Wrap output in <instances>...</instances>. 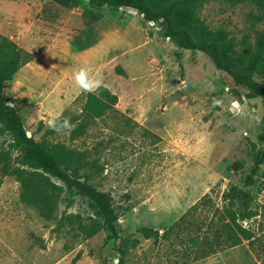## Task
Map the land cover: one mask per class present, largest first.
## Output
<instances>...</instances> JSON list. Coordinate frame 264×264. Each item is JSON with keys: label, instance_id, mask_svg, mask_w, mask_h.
Returning a JSON list of instances; mask_svg holds the SVG:
<instances>
[{"label": "rangeland", "instance_id": "rangeland-1", "mask_svg": "<svg viewBox=\"0 0 264 264\" xmlns=\"http://www.w3.org/2000/svg\"><path fill=\"white\" fill-rule=\"evenodd\" d=\"M195 14L238 50L264 29L250 3L210 0ZM165 28L89 0H0V35L32 55L0 85L1 102L27 137L77 153L80 179L91 193H109L119 214L114 237L89 196L48 175L42 213L17 177L0 171V264H117L120 250L126 264H264V96ZM80 67L105 84L90 93L111 106L102 115L83 110L89 93L73 80ZM61 111L76 125L70 134L47 127ZM12 144L0 134L13 159ZM232 186L249 194L254 215H239L240 200L232 208L252 236L216 244L232 224L223 196Z\"/></svg>", "mask_w": 264, "mask_h": 264}, {"label": "trees", "instance_id": "trees-1", "mask_svg": "<svg viewBox=\"0 0 264 264\" xmlns=\"http://www.w3.org/2000/svg\"><path fill=\"white\" fill-rule=\"evenodd\" d=\"M208 1L210 0H89V3L93 6L129 7L140 12L147 21L165 24L166 36L182 35L186 47L208 52L218 69L227 72L235 82L250 83L256 93L264 96V84L250 75V72H254L264 78V29L257 32L252 45H245L238 50L226 30L210 28L195 14V5ZM222 1L231 4H253L259 10L258 21L264 19V0ZM31 57L29 52L20 48L14 41L0 35V85L10 80L21 64L26 63ZM229 59L234 60L236 66L228 62ZM236 67L245 70H236ZM106 107L111 106L89 93L83 110L99 116ZM4 133L10 135L16 156L12 159L10 150L1 149L0 171L17 177L24 190L22 197L25 201L36 205L42 213L48 210L41 181L46 175L54 177L69 189L74 188L79 194L89 196L95 215L102 220V226L109 230L112 236L118 237L119 214L113 204V198L107 192H89V186L80 179L79 167L71 164V154L77 153L61 142L53 143L27 137L14 109L5 106L0 97V134ZM223 196L228 200V206L224 211L232 224L225 223L226 234L221 237L222 240L217 238L216 244L238 245L243 239H249L252 234L236 222L237 211L232 205L240 200L244 207L239 215L245 218L251 217L255 212L245 206L249 194L244 190L232 186L223 193ZM192 241L198 243L196 240ZM117 260V264H126L124 250L119 251Z\"/></svg>", "mask_w": 264, "mask_h": 264}, {"label": "clouds", "instance_id": "clouds-1", "mask_svg": "<svg viewBox=\"0 0 264 264\" xmlns=\"http://www.w3.org/2000/svg\"><path fill=\"white\" fill-rule=\"evenodd\" d=\"M73 80L75 85L85 93L99 94V91L105 87L104 82L101 79L93 78L86 67H80L75 70L73 72ZM47 127L57 134H70L76 125L71 121L70 117L64 118L61 111L48 119Z\"/></svg>", "mask_w": 264, "mask_h": 264}]
</instances>
